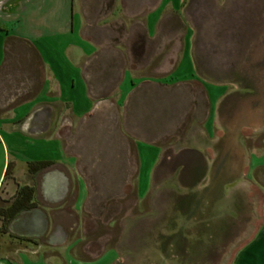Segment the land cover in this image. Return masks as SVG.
<instances>
[{
    "label": "rangeland",
    "instance_id": "1",
    "mask_svg": "<svg viewBox=\"0 0 264 264\" xmlns=\"http://www.w3.org/2000/svg\"><path fill=\"white\" fill-rule=\"evenodd\" d=\"M82 1L86 2L89 18L109 29L105 33L111 41L107 39L106 47L124 50L131 26L138 33H148L152 60L160 64V68L152 64L149 67L150 80L154 82L150 84V94L160 99L162 94L165 99L180 98L181 118L176 129L170 121L176 117V106L175 112L172 107L160 105L149 108L150 132L146 140L166 146L192 140L202 143L208 156L223 164L221 170L226 179L221 176L216 181L218 172L210 185L211 179L205 180L206 171L202 170V177L195 180L196 165L191 163L187 168V154H182L175 158L171 169L155 170L151 185L141 197L134 142L130 145L133 177L127 185H116L114 194L104 201H92V191L86 188L87 196L79 207L74 197L59 207L70 215L67 250L65 245L54 246L46 239L21 240L18 236H31L12 231L4 238L0 236L1 247H44L46 256L60 264L66 263L65 252L74 258L92 259L110 247H116L123 256L130 249L135 252L142 248L153 264L162 259V252L169 256L165 264H234L264 225V0H182L179 8L164 4L163 0H76ZM154 9L160 10L157 38L145 26ZM135 23L146 28H135ZM154 38L156 41H152ZM5 39V64L19 66L24 73L17 71L13 82L11 74L1 76V102L11 96L15 99L0 106V116L9 114L12 103L36 94L42 67L40 57L27 42L10 33ZM140 44L137 41L135 46L140 48ZM188 49L196 71L181 75L180 79L175 75L178 79L174 80V75L165 71L182 64ZM204 80L212 83L211 99ZM210 108L214 134L211 148L201 130L193 129L204 126ZM69 125L70 141L76 140L80 129L94 128L91 118L86 123L74 119ZM169 127L174 128L168 131ZM157 132L164 134L159 140L154 139ZM64 140L67 146V138ZM73 148L69 146L76 151ZM91 152L89 149L90 155ZM253 166L257 167L255 171ZM120 173L123 175L124 171ZM191 210L195 213L189 215ZM211 210L216 218L205 216ZM247 253L240 258L242 262L252 258V252Z\"/></svg>",
    "mask_w": 264,
    "mask_h": 264
},
{
    "label": "crops",
    "instance_id": "2",
    "mask_svg": "<svg viewBox=\"0 0 264 264\" xmlns=\"http://www.w3.org/2000/svg\"><path fill=\"white\" fill-rule=\"evenodd\" d=\"M181 1L163 0L162 3H171L179 8ZM85 4V1L77 3L76 0H0V79L7 73L12 75L13 82L17 71L24 73L19 66L5 64V38L8 33L27 42L42 62L38 77L40 86L36 94L12 103L9 114L0 116V197L5 195L11 198L21 186L34 184L37 187L38 206L20 213L11 221L9 230L35 239H46L48 244L54 246L65 245L66 250L70 215L60 208L72 200L70 197H74L79 207L87 196L86 188L92 191V201H104L114 194L116 185H127L133 177L130 145L134 142L141 197L145 196L151 185L155 170L171 169L175 158L182 154H187V168L195 163V180L197 176L202 177V170L206 171L203 174L205 180L211 179L210 185L214 184L213 179L218 172L216 181L224 176L221 170L223 164L211 159L202 143L192 140L188 144L179 142L166 146L146 140L150 132L149 108L155 109L160 105L172 107L175 112L176 106V117L170 120L171 124H176V129L181 118L178 115L180 98L165 99L162 94L163 99H160L158 95L153 98L150 94V84L154 82L150 80L149 67L152 64L160 68V64L152 60L148 33H138L131 26L124 50L117 46L106 47L104 44L107 39L110 40V36L108 38L105 32L109 29L100 27L96 19L89 18ZM159 17L160 10L154 9L148 14L145 26L152 31L151 34H155ZM134 26L146 28L139 23ZM155 35L157 38L158 34ZM156 38L152 41H156ZM137 41L141 42L140 48L135 46ZM195 68L188 49L182 64L165 72L168 71L177 80L181 75L194 74ZM203 84L211 99L212 83L204 80ZM1 98L0 95V106L9 105L15 99L11 96L10 100L1 102ZM210 109L209 119L204 126L193 128L201 130L209 148L214 140L213 112ZM90 118L94 128L80 129L81 135L70 141L67 136L70 122L81 119L86 123ZM105 121L110 124H104ZM66 126L67 130L64 129ZM173 128L169 127L168 131ZM163 136L157 132L154 139L159 140ZM64 138H67V146ZM69 146L76 148V151H71ZM189 154H193V157ZM45 160L54 161V164L32 177L30 162ZM10 164L12 179L7 176ZM262 164L264 166V162ZM256 166L252 167L253 171ZM120 171H124V174ZM235 177H238L237 172ZM193 212L191 210L188 214ZM205 216L216 218L212 210ZM5 235L0 231L2 238ZM43 249L24 247L13 250L6 248V244L2 247L0 244V264H60L57 259L47 257ZM161 249L165 250L163 246ZM136 250L133 252L130 249L123 256L116 247H110L92 259L74 258L65 252V264H153L142 248ZM247 251L252 252V258L242 262L240 258ZM161 255L162 259L154 261L156 264H165L169 258L165 252ZM239 255L234 264H264V225L256 240ZM172 257H175L174 253Z\"/></svg>",
    "mask_w": 264,
    "mask_h": 264
},
{
    "label": "trees",
    "instance_id": "3",
    "mask_svg": "<svg viewBox=\"0 0 264 264\" xmlns=\"http://www.w3.org/2000/svg\"><path fill=\"white\" fill-rule=\"evenodd\" d=\"M54 164V161H34L29 164V172L33 177L40 170L47 168ZM12 166L11 164L7 170V176L12 177ZM37 200V187L32 184H26L21 186L16 194L8 199L0 197V231L3 234L10 233L9 225L13 219H15L20 213L25 210L32 209L38 206ZM19 239L26 241H36L31 237L18 236Z\"/></svg>",
    "mask_w": 264,
    "mask_h": 264
}]
</instances>
